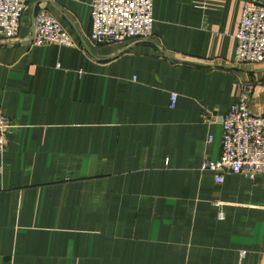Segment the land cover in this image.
<instances>
[{"label":"crops","instance_id":"obj_1","mask_svg":"<svg viewBox=\"0 0 264 264\" xmlns=\"http://www.w3.org/2000/svg\"><path fill=\"white\" fill-rule=\"evenodd\" d=\"M247 1L154 0L150 39L100 44L92 0L29 1L0 39V264H264V173L202 168L243 82L264 111V62L235 61ZM41 9L74 46L33 45Z\"/></svg>","mask_w":264,"mask_h":264},{"label":"built area","instance_id":"obj_2","mask_svg":"<svg viewBox=\"0 0 264 264\" xmlns=\"http://www.w3.org/2000/svg\"><path fill=\"white\" fill-rule=\"evenodd\" d=\"M30 0H0V39L11 43L18 39L21 21ZM94 43H120L153 36L154 0H92ZM235 61L240 65L264 62V1L248 0L243 8L237 34ZM33 45L74 46L70 33L56 16L41 9L35 17ZM252 86L241 84L240 98L231 106L223 122L222 151L219 159H206L203 169L215 173L223 183L226 175L241 173L254 179L264 173V111L251 108ZM177 94L172 95L175 106ZM10 118L0 107V153L8 147L7 128ZM245 254V253H243Z\"/></svg>","mask_w":264,"mask_h":264}]
</instances>
